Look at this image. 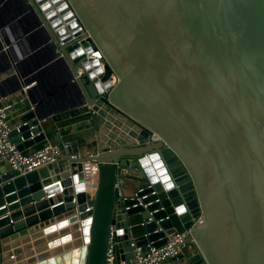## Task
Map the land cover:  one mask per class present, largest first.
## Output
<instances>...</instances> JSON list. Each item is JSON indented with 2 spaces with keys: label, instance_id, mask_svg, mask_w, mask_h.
Wrapping results in <instances>:
<instances>
[{
  "label": "water",
  "instance_id": "1",
  "mask_svg": "<svg viewBox=\"0 0 264 264\" xmlns=\"http://www.w3.org/2000/svg\"><path fill=\"white\" fill-rule=\"evenodd\" d=\"M0 17L16 20L21 38L38 26L47 43L22 83L37 82L40 100L26 102L12 142L26 151L47 140L43 122L77 119L100 174L97 193L85 194L80 172L91 159H73L79 142L59 133L58 163L1 174L2 264H106L113 226L128 260L143 232L130 218L159 210L145 232L166 217L168 234L204 220L189 240L199 254L163 264H264V0H10ZM13 82L19 93L11 77L0 96ZM121 168L151 186L139 195L148 209L125 211L134 203L115 188ZM57 181L64 195L46 199Z\"/></svg>",
  "mask_w": 264,
  "mask_h": 264
},
{
  "label": "built area",
  "instance_id": "2",
  "mask_svg": "<svg viewBox=\"0 0 264 264\" xmlns=\"http://www.w3.org/2000/svg\"><path fill=\"white\" fill-rule=\"evenodd\" d=\"M10 0L2 1L1 8ZM28 13L25 14V16ZM1 19V17H0ZM21 19V17L17 18ZM26 23H24L25 25ZM17 21L3 22L0 21V72L3 69L8 71L5 74L0 75V85L11 77L18 79L20 84L24 83L25 80L31 79L38 70H35L33 63L36 59L45 62L47 54L45 49L47 43L41 42V36H38L39 27L32 29L25 37L21 38L18 35L16 28H19ZM83 33H86L85 31ZM76 36H73L71 40H75ZM64 45V43H62ZM45 67V66H44ZM16 83V81H15ZM13 83H5L2 85L7 95L0 96V167L7 165L12 171H15L18 176L24 177L30 173L38 171L49 165L58 163L60 160V148L55 143L44 142L39 148H30L26 151H20L11 140V132L13 128L9 122V112L12 109V104L10 103V98L14 95L11 94L13 89ZM42 87H39L37 82H33L30 85H23L22 89L19 91L22 103L30 101L31 96L35 97L36 100H40L42 94ZM16 94V95H17ZM34 110L35 106L31 105ZM36 129L32 127L31 130ZM37 135H32L30 140H34ZM161 141V138L157 134L152 135L151 143H156ZM98 154L94 152L87 155L91 160L83 163L81 175V184L83 185L84 193L87 195L94 196L99 190L100 174H99V163L96 162L95 158ZM73 159H78L82 155H73ZM129 174V170L126 168H121L118 175V180L115 188L119 191L121 200L123 202L131 201L134 204L130 207H126L125 211L128 212L131 209H136L143 207L148 209L154 203L144 204L143 201L149 196L139 197L140 194L144 193L147 189H151V186H141L131 195L125 193V180L126 175ZM74 185V184H73ZM58 187V191H55L48 199H56L60 195H64L65 188L63 187L62 181L53 182L50 186L45 188V190ZM76 195V194H75ZM151 195L156 196L157 194L153 192ZM159 202L158 200L155 203ZM64 202L57 204L55 207L63 205ZM54 206L51 209L55 208ZM6 207H3L4 209ZM94 210V206H90L87 211ZM160 211V210H159ZM159 211H154L150 213L149 219L140 220L136 224L140 229L143 230L140 240L136 238L131 239L130 248L133 252V257L128 260H119L118 257V242H117V229L116 227H111V234L109 239V247L107 251L106 264H163L167 259L178 258L185 254L189 243H193L196 247L197 245L193 241H189L192 238V230L204 225L203 217L198 218L194 221L191 229L185 231L184 233H172L168 234L160 224L169 218L166 217L156 222L159 225L158 230L147 233L145 228L155 222L154 215ZM92 218V216L90 217ZM162 234V236H161ZM153 235L157 236L156 239L150 240ZM140 241H147L145 245H141ZM198 248V247H197ZM147 249V252H146ZM199 254L198 252L195 254ZM194 255V256H195ZM2 253L0 251V264H2ZM11 259H15L12 256Z\"/></svg>",
  "mask_w": 264,
  "mask_h": 264
},
{
  "label": "crops",
  "instance_id": "3",
  "mask_svg": "<svg viewBox=\"0 0 264 264\" xmlns=\"http://www.w3.org/2000/svg\"><path fill=\"white\" fill-rule=\"evenodd\" d=\"M21 99L22 98L19 94L14 95L13 97L10 98L11 101L10 103L12 104L13 107L9 112V122L13 129L21 124L23 113L26 111V107H25L26 102L22 103ZM41 113L44 114V111L41 110ZM77 122H78L77 119H72L61 123H54L51 119H48L46 122H43L42 126L47 138L45 142L56 144L55 135L59 133L65 142H71L77 140L80 144L81 155L83 157H87L89 153L95 152L97 150V147L96 146L89 147L87 145L85 141L86 136L82 131V129L78 127ZM137 143L139 144V142ZM42 145L43 143L36 145L34 148H39ZM8 171H11L9 166L3 165L0 167V175ZM140 187L141 186L139 183L129 180L127 186L125 187V193L127 195H131L132 193H134V191H136ZM140 220H141L140 216H133L132 218H130V221L134 225L138 224ZM141 235H142V231L137 229L135 231V238L139 240ZM197 252H198V248L193 243H189L187 249L185 250L184 256L186 258H190L194 256ZM118 257L119 260H122L119 252H118Z\"/></svg>",
  "mask_w": 264,
  "mask_h": 264
},
{
  "label": "rangeland",
  "instance_id": "4",
  "mask_svg": "<svg viewBox=\"0 0 264 264\" xmlns=\"http://www.w3.org/2000/svg\"><path fill=\"white\" fill-rule=\"evenodd\" d=\"M128 182H129V180L126 179V180H125V183H124V184H125V187L127 186V183H128Z\"/></svg>",
  "mask_w": 264,
  "mask_h": 264
}]
</instances>
